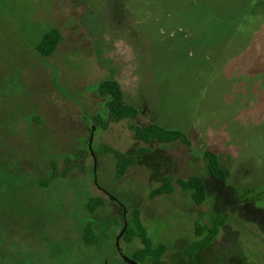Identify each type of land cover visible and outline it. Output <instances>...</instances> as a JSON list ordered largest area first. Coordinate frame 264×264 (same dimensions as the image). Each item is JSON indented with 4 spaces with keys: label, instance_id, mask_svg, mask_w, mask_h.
<instances>
[{
    "label": "rangeland",
    "instance_id": "1",
    "mask_svg": "<svg viewBox=\"0 0 264 264\" xmlns=\"http://www.w3.org/2000/svg\"><path fill=\"white\" fill-rule=\"evenodd\" d=\"M50 28L62 39L41 58ZM105 80L137 117L107 115ZM149 124L189 144L135 139ZM113 151L135 160L121 176ZM166 175L173 192L151 198ZM196 175L200 205L176 182ZM90 198L104 201L93 213ZM133 209L165 264H191L195 224L217 215L195 263L264 264V0H0V264H127L141 246L121 238Z\"/></svg>",
    "mask_w": 264,
    "mask_h": 264
},
{
    "label": "trees",
    "instance_id": "2",
    "mask_svg": "<svg viewBox=\"0 0 264 264\" xmlns=\"http://www.w3.org/2000/svg\"><path fill=\"white\" fill-rule=\"evenodd\" d=\"M61 39L60 30L58 28H50L43 33L36 44V53L41 58L50 56L56 50ZM95 89L102 99V106L107 115L115 119L137 117V108L124 102L121 86L116 80L101 81L96 85ZM96 119H98V116ZM134 133L135 139L144 144H149L151 141L168 144L178 140L189 144L188 136L184 132L176 129H166L158 124L135 127ZM147 151V147H141L138 153ZM113 153L117 159V174L121 176L129 166L134 164L135 160L126 156L121 151H113ZM204 158L210 176L217 180H225L226 173L220 165L217 153L211 149H207L204 153ZM173 181L172 176H164L162 183L150 192V197L155 198L159 195L172 193L174 190ZM176 182L184 191H190L191 198L195 204L200 205L206 200V187L202 177L197 175L190 176L187 179H177ZM41 184L46 186V183L43 181H41ZM103 203L104 201L101 198H90L87 207L93 213ZM226 220L225 216L217 215L213 217L212 224L210 225L195 224L194 235L196 239L186 249V253L190 256L191 264H196L193 257L195 253L202 248L208 247L214 241ZM121 238L126 243H131L135 238H138L141 243V246L131 256L126 257L127 264H165L163 256L166 246L164 243L154 244L148 235L141 212L138 209H133L130 212V218L121 228ZM83 239L87 246L98 242V236L93 229L92 223H88L84 227Z\"/></svg>",
    "mask_w": 264,
    "mask_h": 264
}]
</instances>
